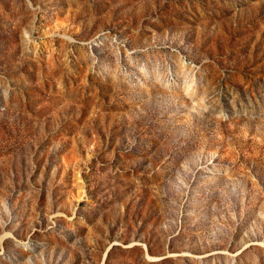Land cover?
<instances>
[{
  "label": "rangeland",
  "instance_id": "1",
  "mask_svg": "<svg viewBox=\"0 0 264 264\" xmlns=\"http://www.w3.org/2000/svg\"><path fill=\"white\" fill-rule=\"evenodd\" d=\"M0 264H264V0H0Z\"/></svg>",
  "mask_w": 264,
  "mask_h": 264
}]
</instances>
